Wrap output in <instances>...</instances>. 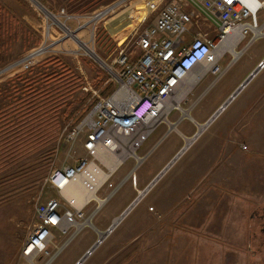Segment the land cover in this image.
Listing matches in <instances>:
<instances>
[{"label":"rangeland","instance_id":"374dc122","mask_svg":"<svg viewBox=\"0 0 264 264\" xmlns=\"http://www.w3.org/2000/svg\"><path fill=\"white\" fill-rule=\"evenodd\" d=\"M36 1L55 16L60 9L77 15L75 19L59 16L57 19L78 40L93 48L98 60L86 55L28 1L0 0L1 92L10 90L18 75L27 78L50 73L60 75L67 67L78 80L67 100H82L88 109L74 123L63 118L62 109L57 113L58 121L53 122L54 113L50 107L46 108L44 115L49 121L41 128L36 124L38 131L35 129L34 137L22 136L18 142L7 145L12 160H2L4 155L9 157V152L3 144L4 137H0V264H45L49 258L50 264H72L87 245H94L98 230L107 229L129 207L167 163L188 146L187 138L198 133V125L207 124L264 59V37L250 44L231 64V55L223 57L218 65L224 75L218 79L207 74L180 101L181 109L187 114L173 109L168 122L161 123L135 147L134 153L140 160L126 156L105 184L98 187L95 195L105 199L104 203L98 206L97 201L90 200L83 210L85 218L91 217V224L70 240V234L54 232L48 256L25 260L20 253L36 223L35 206L49 197H59L46 183L47 175L54 168L73 165L85 157L84 135L79 134L72 142L67 140L68 134L99 98L109 96L114 85L105 66L115 68L112 61L118 46L130 55L136 53L138 35L155 18L150 15L143 21L150 11L149 4L159 0ZM119 1L122 2L111 12L85 26L87 17ZM170 1L164 0L163 4ZM259 21L264 22V10L259 14ZM115 28L122 31L112 35L111 30ZM47 36L60 41L35 59L39 63L57 58L59 64L36 66L29 75L18 74L25 57L50 43ZM208 61L191 71L187 78L199 74ZM66 74L60 75L66 78L60 84L48 87L62 91L71 81ZM2 99L0 95V104L4 102ZM2 107V114L10 117L7 106ZM171 124L175 127L171 128ZM22 133L29 131L24 129ZM95 163L107 172L102 162ZM114 187L117 191L113 194ZM61 203L67 206L62 199ZM256 204L264 205V69L239 88L83 264H259L255 260L260 257L252 256L248 241L250 213ZM96 207L95 215L90 216Z\"/></svg>","mask_w":264,"mask_h":264},{"label":"built area","instance_id":"2783aa9c","mask_svg":"<svg viewBox=\"0 0 264 264\" xmlns=\"http://www.w3.org/2000/svg\"><path fill=\"white\" fill-rule=\"evenodd\" d=\"M26 1L35 7L31 0ZM163 2L164 0H159L157 3L149 4L150 11L143 21L150 15H155V18L152 25L138 35L135 43L138 52L130 55L121 46L115 49L116 56L112 61L115 68L110 67L107 71L114 85L111 93L106 98H99L68 134L67 140L72 142L79 134L84 135L82 148L85 157L73 165L54 168L47 175L46 183L59 197H49L35 206L36 223L20 253L25 260L48 256L47 249L54 232L61 235L70 234V240L82 228L91 224V217L85 218L83 211L90 201L80 208H75L63 197L62 192L75 178L84 175L91 163L96 165L95 162H101L97 156L99 146L113 152L117 146V138L130 136L136 127L152 118L188 73L196 65L213 58L223 44L236 40L234 45L236 55L233 56L229 49H224L206 71L196 76L191 88L198 85L207 74L220 79L225 72L219 67L218 62L224 56L231 55L233 62L250 44L264 37V22L259 21V14L264 10V0H172L164 4ZM161 4L163 5L160 7ZM51 15L67 19L78 17L75 14H66L64 9H60L57 16ZM245 39H249L248 43L242 49L236 50ZM35 57L32 54L25 57L17 69L18 74H32L39 64ZM262 69L264 59L256 68L257 72ZM122 101H125L123 111L119 106ZM173 109L175 108L171 107L168 110L165 120ZM165 120H157L148 134ZM108 186L112 188L111 184ZM112 190L113 194L117 191L116 187ZM61 199L67 206L61 203ZM96 210L97 207L90 216H94ZM114 221L104 232H99L101 235H98L92 249L87 253L88 249L84 259L80 262L78 260L75 264H82L87 259L119 223L115 225ZM50 263L49 258L45 264Z\"/></svg>","mask_w":264,"mask_h":264},{"label":"bare ground","instance_id":"6f19581e","mask_svg":"<svg viewBox=\"0 0 264 264\" xmlns=\"http://www.w3.org/2000/svg\"><path fill=\"white\" fill-rule=\"evenodd\" d=\"M34 4L35 7L44 14V16L53 24L59 26L64 32L67 38H70L73 40L79 49L84 51L86 55H88L90 58H94L95 60H98L95 51L93 48L87 46L86 43L78 40V38L74 35L73 32L68 31L62 23L59 22V20L51 15L43 6H41L36 0H31ZM122 1H119L117 3L112 4L111 6L97 12L96 14L90 15L87 17V21L85 23V26L91 23H95L97 20H99L101 17L106 15L108 12H111L113 9L116 8L117 5H119ZM48 28V25L46 29ZM122 31V29H114L111 30V34L114 35L118 32ZM48 35V34H47ZM117 36V35H116ZM48 39L50 40V43L48 45H44L38 48V52L34 53L35 56H38L44 52L47 51L49 47L52 45L56 44L58 41L56 40H51L49 36H47ZM91 37V36H90ZM120 40V39H119ZM118 40V43H119ZM236 40L230 41L227 44H223L218 51L214 54L213 58H211L207 63L206 66L200 68V72L206 71L211 64H213L219 54L224 50V49H229L231 50L230 53L235 56V50H234V45ZM206 62V61H205ZM203 62V63H205ZM106 70L109 71L110 66H105ZM193 75V74H192ZM197 74L196 76H198ZM196 76L190 77L187 82L183 85V81L180 86L172 93V95L164 101L161 105L157 113L150 119H148L146 122L142 123L141 126L136 127L131 133L130 136H125V137H120L116 139V149L113 152H110L103 146H99L97 150V156L98 159L106 166L107 172L102 171L98 166H96L94 163H91L84 175L78 176L75 178L71 184H69L66 188H64L62 195L64 198H66L75 208H80L83 204H85L87 201L90 200H95L99 205H102L103 200L99 199L96 195L95 192L98 189V187L106 181L109 176L113 173L115 169L121 164V162L126 158V156L134 157L137 161L140 160L138 156L134 153L135 147L140 143L141 140H143L148 132L149 129L154 125V123L159 120V119H164L165 116L168 112V110L171 107H174L176 109H179L183 112V114H187V111L182 110L180 107V101L188 94L190 91V88L192 87L193 80L196 78ZM121 111H123L124 106H125V101H122L119 103ZM165 122H168V120H165ZM206 123V122H205ZM203 124V125H198L200 130H198V133L191 137L187 138V145L183 148V151L180 152L179 157L184 153V151L189 147V144L193 143V141L197 138V136L203 131L208 124ZM174 124H171V128H174ZM157 182V181H156ZM154 184H151L150 188ZM148 188L145 192H139V198L137 201L133 204V207L143 198V195L147 193V191L150 189ZM131 209H129L130 211ZM129 213V212H128ZM120 220H122V217H118L115 219L114 224L118 223ZM101 233H99V236Z\"/></svg>","mask_w":264,"mask_h":264},{"label":"trees","instance_id":"16d2710c","mask_svg":"<svg viewBox=\"0 0 264 264\" xmlns=\"http://www.w3.org/2000/svg\"><path fill=\"white\" fill-rule=\"evenodd\" d=\"M135 48L137 50V47ZM136 52H138V50ZM49 64L59 63L57 58H48L39 62L37 67L48 66ZM64 68L65 70L62 68L63 72L60 75L67 73L66 75H69L68 77L69 79H71V81L66 83L62 91H59L58 88L51 89L48 86H56L55 84H60L61 81L66 79L65 75L60 76L55 73H50L47 75L40 74L34 78L20 77L18 75L14 80L13 87L10 86V90L5 91L4 93L0 90V95H2L3 97L2 100H4V102H1L0 105L4 107L7 106V109L9 110V113H11V115H16L25 118L31 115H37L41 111L46 112L45 109L50 107V109L54 113V115L52 116L53 122L58 121L57 113L62 109L63 118H65L66 120H71L74 123L78 122L81 117L87 112L88 109L83 106L82 100L68 102L67 98L77 87L78 80L74 74L68 72L69 70L67 69V67ZM37 77L41 78L35 80ZM99 81L104 80L100 79ZM39 84L43 85L39 87ZM97 86L98 83H96L94 87L97 88ZM54 90L55 92H52ZM2 106L0 107L1 114V109H3ZM2 116V118H5V115L2 114ZM2 128L4 131L2 130V134L0 135V137H4L3 144L6 145L7 149H5L7 152H9V157L7 155H4L3 157H1L2 160L13 159V156H11L10 152L11 149L8 150L7 145L10 146L11 144L18 142L19 138H22V136L34 137L33 134L36 133L33 131V133L23 134L22 130L27 128L26 124L23 123L15 125L7 123L3 124ZM47 137L48 136L44 138ZM38 139H40V137H38Z\"/></svg>","mask_w":264,"mask_h":264},{"label":"flooded vegetation","instance_id":"af4514ba","mask_svg":"<svg viewBox=\"0 0 264 264\" xmlns=\"http://www.w3.org/2000/svg\"><path fill=\"white\" fill-rule=\"evenodd\" d=\"M251 225H248L249 249L252 256H259L255 261L264 264V205L256 204L250 213Z\"/></svg>","mask_w":264,"mask_h":264},{"label":"crops","instance_id":"0c3cea01","mask_svg":"<svg viewBox=\"0 0 264 264\" xmlns=\"http://www.w3.org/2000/svg\"><path fill=\"white\" fill-rule=\"evenodd\" d=\"M0 5H2V4H0ZM245 41V43H244V46L248 43V41H249V39H245V40H243L242 42H244ZM241 42V43H242ZM240 43V44H241ZM243 46V47H244ZM242 47V48H243ZM241 48V49H242ZM225 57V56H224ZM230 63H231V61H230ZM229 63V64H230ZM44 111H41L40 113H38L37 115H31V116H28V117H20V116H16V115H11L10 117H5V118H2V117H0V135L2 134V130H3V128H2V126H3V124H7V123H11V124H13V125H15V124H20V123H23V124H26V127L27 128H25V130H27V131H29V133H33V131L35 132V129H37V131H38V128L37 127H35V126H37V125H39L40 124V128H41V125L44 123V122H46V121H49V119L48 118H46V115H44ZM1 114V113H0ZM1 116V115H0ZM37 124V125H36ZM24 130V129H23ZM4 131V130H3ZM38 133V132H37ZM92 212V211H91ZM90 212V213H91ZM105 231V229L104 230H102V231H99L98 230V233L99 232H104ZM98 238V237H97ZM96 238V239H97ZM92 244L93 243H91L90 245H87L81 252H80V254L77 256V258H75V260L73 261V263L72 264H74L77 260H79L84 254H85V252L92 246ZM83 264V263H82Z\"/></svg>","mask_w":264,"mask_h":264},{"label":"water","instance_id":"95a60500","mask_svg":"<svg viewBox=\"0 0 264 264\" xmlns=\"http://www.w3.org/2000/svg\"><path fill=\"white\" fill-rule=\"evenodd\" d=\"M257 74V70L255 69L253 72H251L248 77L241 83V85L239 86V88L241 89L242 87H244L255 75ZM239 88H237L235 90V92L233 94L230 95V97L228 98V100H226V102H224L219 109L216 111V113L208 120L207 124H209L218 114L219 112L226 106V104L237 94V92H239ZM181 151H183V148L181 149ZM180 151V152H181ZM180 152H178L168 163L167 165L161 170V172L151 181V183L142 190V192H145L148 188H150L151 184H155L156 181H158L163 174L171 167V165L179 158V154ZM139 198V194L137 195L136 199L129 205V207L121 214V217L123 218L128 212L129 209L133 208V204L137 201V199ZM120 222V221H119ZM113 224H111L112 226ZM92 248H90L87 253L91 250ZM84 259V255L79 259V262L82 261Z\"/></svg>","mask_w":264,"mask_h":264}]
</instances>
